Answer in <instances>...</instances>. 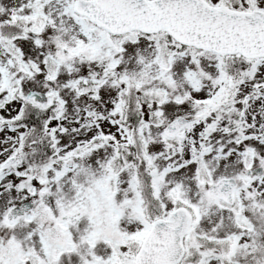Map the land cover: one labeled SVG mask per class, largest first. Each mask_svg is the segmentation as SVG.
I'll list each match as a JSON object with an SVG mask.
<instances>
[{"label":"snow or ice","instance_id":"1","mask_svg":"<svg viewBox=\"0 0 264 264\" xmlns=\"http://www.w3.org/2000/svg\"><path fill=\"white\" fill-rule=\"evenodd\" d=\"M0 264H264V0H0Z\"/></svg>","mask_w":264,"mask_h":264}]
</instances>
